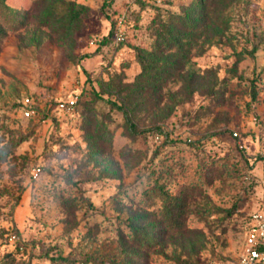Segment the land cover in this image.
<instances>
[{
    "label": "rangeland",
    "instance_id": "1",
    "mask_svg": "<svg viewBox=\"0 0 264 264\" xmlns=\"http://www.w3.org/2000/svg\"><path fill=\"white\" fill-rule=\"evenodd\" d=\"M6 3L0 264L237 260L264 184V0Z\"/></svg>",
    "mask_w": 264,
    "mask_h": 264
},
{
    "label": "built area",
    "instance_id": "2",
    "mask_svg": "<svg viewBox=\"0 0 264 264\" xmlns=\"http://www.w3.org/2000/svg\"><path fill=\"white\" fill-rule=\"evenodd\" d=\"M206 264H264V184L261 192V209L254 213V221L245 231L242 255L235 261L210 260Z\"/></svg>",
    "mask_w": 264,
    "mask_h": 264
},
{
    "label": "trees",
    "instance_id": "3",
    "mask_svg": "<svg viewBox=\"0 0 264 264\" xmlns=\"http://www.w3.org/2000/svg\"><path fill=\"white\" fill-rule=\"evenodd\" d=\"M9 11V6L6 3V0H0V16H6Z\"/></svg>",
    "mask_w": 264,
    "mask_h": 264
}]
</instances>
